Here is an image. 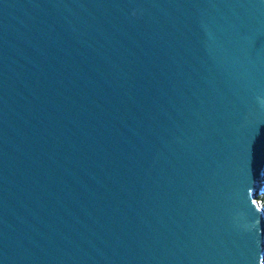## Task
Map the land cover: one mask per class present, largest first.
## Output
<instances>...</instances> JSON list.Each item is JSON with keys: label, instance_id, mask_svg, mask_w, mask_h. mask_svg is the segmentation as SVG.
I'll use <instances>...</instances> for the list:
<instances>
[{"label": "water", "instance_id": "1", "mask_svg": "<svg viewBox=\"0 0 264 264\" xmlns=\"http://www.w3.org/2000/svg\"><path fill=\"white\" fill-rule=\"evenodd\" d=\"M264 0H0V264H262Z\"/></svg>", "mask_w": 264, "mask_h": 264}, {"label": "trees", "instance_id": "2", "mask_svg": "<svg viewBox=\"0 0 264 264\" xmlns=\"http://www.w3.org/2000/svg\"><path fill=\"white\" fill-rule=\"evenodd\" d=\"M255 198L257 199V202L261 205V208L264 209V178L259 184V189L256 192ZM262 264H264V256H263Z\"/></svg>", "mask_w": 264, "mask_h": 264}]
</instances>
